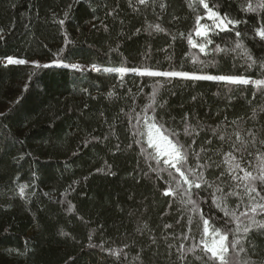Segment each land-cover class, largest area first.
<instances>
[{
    "label": "trees",
    "instance_id": "trees-1",
    "mask_svg": "<svg viewBox=\"0 0 264 264\" xmlns=\"http://www.w3.org/2000/svg\"><path fill=\"white\" fill-rule=\"evenodd\" d=\"M208 2L210 6L215 4L221 13H229L230 18L248 20L247 26H239L241 31L247 32L244 43L255 58L264 60V42L252 32L254 14L241 11L246 0ZM169 3L168 11L159 21L157 14H146L147 22L162 23L171 34L166 36L143 31L134 34L135 29L145 25V18L129 7L128 0H0V28L5 37L0 41V58L13 55L49 63L66 57V64L78 63L86 69L78 71L61 66L35 69L30 64L0 67V111L11 109L9 118L2 121L7 128L0 126V264H65L70 256L76 258V264H117L116 257L88 246L90 233L93 244L101 240L109 248L129 244L130 250H126L129 260L123 264H133L131 258L141 246L145 248L143 264H175V258L169 259L166 255V245L160 237L163 224H172L173 228L168 231L177 234L186 231V218L182 220L177 213L179 204L170 208L171 198L159 195L154 178L139 174V157L135 152H117L115 148L117 143L126 148L129 142L125 135L126 116L120 112L124 108L127 113L131 105V100L125 97L127 89L135 93L141 84L153 81L127 75L125 86L120 87L116 74L95 72L90 68L91 64L120 66L114 63L120 57L111 51L117 45L129 66L137 64L140 54L150 45L152 62H160L161 70L170 66L180 70L183 66L185 71H194L195 66L184 54H199V50L191 48L186 38L178 35L181 32L187 35L194 17L190 16L186 0H169ZM69 4L72 9L64 30L72 42L65 45L54 14L56 19L63 18ZM112 10L118 14L106 15ZM173 16L178 19L173 20ZM103 24H107V31ZM171 36L177 39L172 41ZM193 39L199 42L195 35ZM214 39L222 45L231 44L234 34L221 32ZM163 48L168 51H160ZM199 55L205 59L203 54ZM166 56L171 57V65ZM241 64L242 61L234 62L226 57L220 60L218 67L207 71L260 78L257 69L245 72ZM25 85L28 86L26 91ZM114 85L119 99H105ZM85 88L90 95L83 91ZM144 90L151 91L148 87ZM253 91L252 85L243 86L229 98L225 95V86L216 82L174 80L161 95L167 101L165 112L177 121L187 112L190 118L213 127L222 125L225 116L229 121L244 117V127H252L253 123L257 127L264 126V112L260 111L264 108V93L258 92L253 98ZM193 96L197 99L193 100ZM17 98L22 99L14 104ZM143 102L137 97V104ZM254 108L256 122L247 121ZM168 118L165 115V119ZM110 124L115 126V135L110 134ZM106 135L109 139L103 140ZM92 137H100L102 142L91 141ZM209 138L213 140V149L229 150L211 137L210 131L208 135L202 132L198 143ZM85 140L90 141L87 147H84ZM105 161L112 165L111 171L116 175L96 171L105 167ZM141 167L147 171L142 161ZM218 176L219 170H216L208 179L212 181ZM20 183L30 185L25 190L26 199L16 194ZM68 201L75 205L73 212L67 211ZM229 203L234 207L232 201ZM202 207L208 211V205ZM142 222H147L160 238L158 248H149L148 236L136 231ZM100 225L102 230H98ZM61 228L69 232L71 238L60 236ZM252 243L259 250V255H253L252 259H264V235L253 234ZM16 250L24 255L17 256Z\"/></svg>",
    "mask_w": 264,
    "mask_h": 264
},
{
    "label": "snow or ice",
    "instance_id": "snow-or-ice-1",
    "mask_svg": "<svg viewBox=\"0 0 264 264\" xmlns=\"http://www.w3.org/2000/svg\"><path fill=\"white\" fill-rule=\"evenodd\" d=\"M128 3L134 12L145 18V25L135 29L134 34L143 31L149 35L160 33L171 35L162 23L147 22L146 17L148 12H152L157 14L156 19L159 21L170 7L169 0H128ZM186 7L190 10V16L194 17V24L187 35L183 32L178 35L180 38H186L187 44L193 49H198L199 54L205 57L202 59L198 53L185 52V58L195 66L194 71H185L183 66L180 70L174 66L161 70L160 62H152L150 45L140 54V61L137 64L129 66V61L119 53L117 45L111 51L120 57L118 61H114L120 66L99 67L91 64L90 68L95 72L116 74L120 87L125 86L124 78L127 75L147 77L153 81L151 84H141L135 93L131 88L127 89L125 97L131 100V105L127 113L124 108H121L120 112L126 116L125 135L129 142L126 148H122L120 143H117L115 148L117 152L123 150L135 152L139 157L137 164L139 174L149 179L154 178L153 183L159 195L171 198L168 201L170 208L178 203L177 213L182 220L186 218L187 229L179 234L168 231L173 228L172 224L162 225L160 238L165 242L168 258L174 257L175 264H189L190 261L191 264H264V259H252L253 255H259V250L252 243V235H264V126L257 127L256 123H253L252 127H244L246 123L244 117L229 121L225 116L222 125L213 127L201 123L195 117L190 118L187 112L177 121L176 117L165 112L167 101L161 95L162 90L170 86L174 80H183L222 84L226 88L225 95L229 98L243 86L252 85L255 89L252 96L255 98L258 92L264 93V60L255 58L244 43L247 32L241 31L239 26L241 24L247 26V19L230 18L229 13H221L215 4L210 6L208 0H186ZM71 9L72 4H69L63 18L56 19L54 14L55 23L62 29L65 45L72 42L68 32L64 30ZM241 11L245 14H254L255 24L252 26V32L264 42V0H246L241 6ZM117 14L116 10L106 12L108 16ZM176 19L178 17L173 16V20ZM121 23L123 24V21ZM103 27L107 31V24H103ZM3 32L4 30L0 28V41L5 39ZM221 32L234 34L233 42L231 44L225 42L223 45L216 43L214 37H218ZM193 35L199 38V42L193 39ZM171 39L175 41L177 36H171ZM63 51L61 48L60 52ZM160 51L167 52L168 48ZM57 56L59 57V53ZM226 57L234 62L242 61L241 67L245 72L257 69L260 78L253 79L251 75L243 74H212L207 71L209 68L218 67L220 60ZM65 58L42 63L38 59L27 60L5 55L0 58V67L30 64L35 69L61 66L78 71L86 70L78 63L66 64ZM166 60L171 65V57L166 56ZM34 75L35 73L29 76V81ZM27 87L25 85V91ZM145 87L151 91L146 93ZM114 89L115 85L113 90L106 93L105 99L113 97L119 99ZM83 91L90 95L87 88ZM137 97L146 102L137 104ZM21 99L17 98L13 103L19 104ZM192 99L196 100L197 97L193 96ZM10 111L11 109L0 111V126L7 128L6 125H2V121L9 118ZM260 111L264 112V108ZM165 115L169 117L167 120ZM256 116L257 110L254 108L247 121L256 122ZM109 130L111 135H115L114 124L109 125ZM209 131L211 137H215L222 147L226 145L229 150L213 149L212 138L198 143L201 133L208 135ZM108 139L107 135L103 137V140ZM91 141L102 142L100 137H92ZM83 143L84 147H87L90 141L85 140ZM141 161L147 171H143ZM111 169L112 165L105 161V167L96 171L116 175ZM216 170H219V176L210 181L208 175L214 174ZM29 187L27 183L17 185L16 194L19 198H27L25 190ZM69 187L71 188V185ZM230 201L234 207L230 206ZM67 204V211L73 212L75 205L70 201ZM202 205H208L207 212ZM79 219L83 220V217ZM176 223L179 225L181 221L178 220ZM102 228V225L98 226V230ZM136 231L142 236H148L149 248L159 247L160 238L149 228L147 222L139 224ZM59 235L71 238L70 233L62 228ZM88 240L89 247L99 248L109 256L116 257L117 264L129 260V251L126 250H130V245L127 243L120 248L105 247L104 240L99 244H93L91 233ZM187 241L192 243L186 244ZM144 252L145 248L141 246L131 258L133 264H143ZM15 254L24 255L19 250H16ZM65 264H76V258L68 257Z\"/></svg>",
    "mask_w": 264,
    "mask_h": 264
},
{
    "label": "rangeland",
    "instance_id": "rangeland-1",
    "mask_svg": "<svg viewBox=\"0 0 264 264\" xmlns=\"http://www.w3.org/2000/svg\"><path fill=\"white\" fill-rule=\"evenodd\" d=\"M84 67V66H83ZM85 68V67H84Z\"/></svg>",
    "mask_w": 264,
    "mask_h": 264
}]
</instances>
